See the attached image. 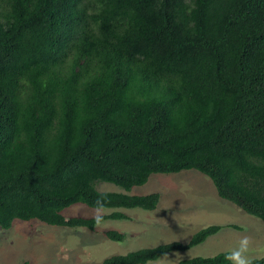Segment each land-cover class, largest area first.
I'll use <instances>...</instances> for the list:
<instances>
[{"label": "trees", "instance_id": "16d2710c", "mask_svg": "<svg viewBox=\"0 0 264 264\" xmlns=\"http://www.w3.org/2000/svg\"><path fill=\"white\" fill-rule=\"evenodd\" d=\"M193 170L264 222V0H0L2 230L20 220L95 232L129 217L63 211L160 201L97 183L130 193ZM223 228L102 264H147ZM178 264L234 263L222 253Z\"/></svg>", "mask_w": 264, "mask_h": 264}, {"label": "rangeland", "instance_id": "374dc122", "mask_svg": "<svg viewBox=\"0 0 264 264\" xmlns=\"http://www.w3.org/2000/svg\"><path fill=\"white\" fill-rule=\"evenodd\" d=\"M102 193L129 194L110 183H97ZM125 192V193H124ZM160 194L158 209H94L84 204L63 211L66 218H97L127 212L131 220H105L93 232L87 228L52 227L39 221L16 220L10 230L0 228V264H102L108 258L172 242L187 244L199 231L223 226L216 235L187 251H175L147 264H178L197 257L228 253L234 264L264 258V222L222 199L212 180L197 171L153 174L129 195ZM126 213V214H127ZM230 225H236L233 230ZM125 235L114 242L106 232Z\"/></svg>", "mask_w": 264, "mask_h": 264}, {"label": "crops", "instance_id": "0c3cea01", "mask_svg": "<svg viewBox=\"0 0 264 264\" xmlns=\"http://www.w3.org/2000/svg\"><path fill=\"white\" fill-rule=\"evenodd\" d=\"M138 209V208H137ZM128 210H134V209H128ZM122 213H124V214H126L127 212H122ZM128 217H129V220H131V217L129 216V214L127 213L126 214ZM231 226H233V225H230L229 227H231ZM236 226V225H235ZM232 228V227H231ZM233 230H236V229H234V228H232Z\"/></svg>", "mask_w": 264, "mask_h": 264}, {"label": "clouds", "instance_id": "9594fccd", "mask_svg": "<svg viewBox=\"0 0 264 264\" xmlns=\"http://www.w3.org/2000/svg\"><path fill=\"white\" fill-rule=\"evenodd\" d=\"M125 193V192H124ZM130 194V193H129ZM114 213V212H113ZM112 214V213H111ZM110 215V214H109ZM49 226V225H48ZM98 226V225H97Z\"/></svg>", "mask_w": 264, "mask_h": 264}]
</instances>
